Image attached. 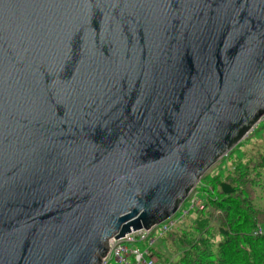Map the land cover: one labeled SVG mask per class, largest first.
Listing matches in <instances>:
<instances>
[{"label":"water","instance_id":"obj_1","mask_svg":"<svg viewBox=\"0 0 264 264\" xmlns=\"http://www.w3.org/2000/svg\"><path fill=\"white\" fill-rule=\"evenodd\" d=\"M263 116L264 0H0V264H100Z\"/></svg>","mask_w":264,"mask_h":264},{"label":"trees","instance_id":"obj_2","mask_svg":"<svg viewBox=\"0 0 264 264\" xmlns=\"http://www.w3.org/2000/svg\"><path fill=\"white\" fill-rule=\"evenodd\" d=\"M256 131L262 141L252 143L242 153L243 159L229 157L226 170L202 177L198 185L203 209L189 211L184 224L174 225L161 237L167 252L153 247L157 260L164 264H264V233H255L258 226H264V209L255 204L258 197H264V124Z\"/></svg>","mask_w":264,"mask_h":264},{"label":"built area","instance_id":"obj_3","mask_svg":"<svg viewBox=\"0 0 264 264\" xmlns=\"http://www.w3.org/2000/svg\"><path fill=\"white\" fill-rule=\"evenodd\" d=\"M259 123L264 124V116L259 119L257 124ZM193 191L187 197L190 199L189 208L187 210L181 209V204L178 210L176 211V213L179 211V214L177 215L175 220L171 219V217L170 219L160 223L162 225L160 229H158L159 232L157 237H162L166 232L170 230L176 220L183 219L189 213V211L193 209H203V203L201 199H197L196 196L192 194ZM160 224L153 226L149 230L141 229L137 231H131L125 236L118 239L110 238L108 240L109 248L105 256L101 258L100 264H108L111 260H115L120 264H164L163 262L157 260L152 252V246L157 238L151 237V232L155 227L159 226ZM255 233H264V226H258ZM136 239L149 240L148 247L142 250L137 247L129 249L125 245V243L134 242L136 241Z\"/></svg>","mask_w":264,"mask_h":264},{"label":"rangeland","instance_id":"obj_4","mask_svg":"<svg viewBox=\"0 0 264 264\" xmlns=\"http://www.w3.org/2000/svg\"><path fill=\"white\" fill-rule=\"evenodd\" d=\"M261 126H263V123H259L256 126H254V128H252V130L249 132V134L247 135V137L245 139H243L236 147H234L232 151L228 152L224 157H222L220 160H218V162H216L204 174V176L207 175V174H209V173H217L216 171L220 172V171L226 170L230 166V160L231 159H228L229 157H232L234 160L241 159L242 158V153H245L246 151H248V148L250 147V145H254L252 143L258 142V141H262V137L260 135V132L256 131V129H258V127H261ZM246 142H248L250 144H247ZM245 143H246V145H245ZM201 179H200V181H201ZM198 184L196 185V187H195V189H194V191H193L192 194H194L197 199L198 198L200 199L201 193H200V186ZM189 202H190V199L189 198H186L184 200V202L182 203L181 209L187 210L189 208ZM255 204L259 208L264 209V197L263 196L262 197L261 196L258 197L255 200ZM178 214H179V211L171 219L175 220ZM186 218H187V215L183 219L176 220V222L174 223V225H176V224H184L185 221H186ZM161 225L162 224H160L159 226L155 227L153 229V231L151 232V237H156L157 238L155 240L153 246H152V249H153V247H155V248H160L164 252H167L166 251V245H165V243L161 240V237H157L158 236V232H159L158 229H160ZM125 245L129 249L134 248V247H137V248H139V249L142 250V249L148 247L149 240L136 239V241H134V242H127V243H125ZM108 264H120V263L116 262L115 260H111Z\"/></svg>","mask_w":264,"mask_h":264}]
</instances>
